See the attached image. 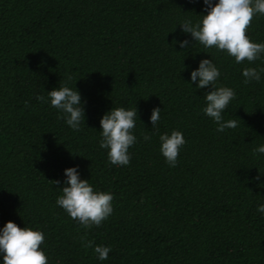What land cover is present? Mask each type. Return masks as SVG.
I'll return each mask as SVG.
<instances>
[{
  "label": "trees",
  "instance_id": "obj_1",
  "mask_svg": "<svg viewBox=\"0 0 264 264\" xmlns=\"http://www.w3.org/2000/svg\"><path fill=\"white\" fill-rule=\"evenodd\" d=\"M206 14L203 0H0V230L12 221L42 231L49 264H264V154L253 152L264 145V72L249 84L243 76L264 68V56L237 64L182 31ZM247 35L264 43V15ZM203 59L220 70L216 87L236 94L222 113L235 129L218 132L202 111L211 88L192 84L191 72ZM65 83L82 96L79 131L48 101ZM113 107L138 109L127 166L99 147ZM174 130L187 143L170 167L159 137ZM71 167L113 194L99 227L83 228L56 203ZM95 246L111 248L106 260Z\"/></svg>",
  "mask_w": 264,
  "mask_h": 264
},
{
  "label": "clouds",
  "instance_id": "obj_2",
  "mask_svg": "<svg viewBox=\"0 0 264 264\" xmlns=\"http://www.w3.org/2000/svg\"><path fill=\"white\" fill-rule=\"evenodd\" d=\"M206 15L202 20L193 25L191 20H184L180 26L184 33L190 34L192 39L205 48H216L226 52L235 59L237 64L247 61L249 64L264 56V43H255L247 35L253 19L259 14L264 15V0H203ZM182 49L189 48V40L176 41ZM264 68L259 70L254 67L243 69L244 83L259 82ZM221 73L212 59L200 61L199 68L191 72V83L197 84L199 89L211 88L205 93L206 107L203 113L211 118L217 125L218 132L225 129H235L238 121L230 119L224 121L222 113L230 102L235 99V92L229 87H216ZM67 79L70 81L71 76ZM41 103L50 101V105L59 110L60 119H64L74 131H79L85 117V108L81 93L60 85L48 91V101L43 95L36 97ZM25 102V107H28ZM161 109L152 110L151 123L156 128L160 121ZM138 109L128 110L125 107L112 108L101 119L102 128L99 147L107 149L108 160L117 166H127L131 156L129 149L137 143V137L133 134L136 127ZM158 130V129H157ZM151 139L150 135H144V140ZM160 151L170 167L178 163L180 150L187 143L181 131H172L171 134H163L159 137ZM254 154H264V145L253 150ZM62 195L57 199L58 206L83 228L99 227L113 213V194L104 191H95L89 180H82L78 167L65 169ZM260 176H264L260 173ZM260 176L255 179L259 180ZM56 185L60 181H54ZM257 211L264 213V204L258 205ZM85 248H92L93 241H86L82 237ZM45 235L42 231L33 230L30 227L21 228L16 223L9 221L0 230V254L3 255V264H49L46 253L42 250ZM95 253L100 260H106L111 251L107 246H95Z\"/></svg>",
  "mask_w": 264,
  "mask_h": 264
}]
</instances>
